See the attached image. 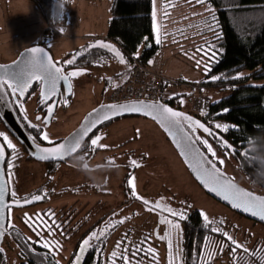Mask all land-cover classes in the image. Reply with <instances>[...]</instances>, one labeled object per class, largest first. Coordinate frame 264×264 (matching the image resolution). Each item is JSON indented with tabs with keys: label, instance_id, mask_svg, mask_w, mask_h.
Returning <instances> with one entry per match:
<instances>
[{
	"label": "rangeland",
	"instance_id": "rangeland-1",
	"mask_svg": "<svg viewBox=\"0 0 264 264\" xmlns=\"http://www.w3.org/2000/svg\"><path fill=\"white\" fill-rule=\"evenodd\" d=\"M37 3L39 2L36 0H9L7 4H0V64L11 63L23 50L30 47L32 41H38L40 36L44 37L42 43L39 42L40 46L50 51L53 61L58 65L68 53L73 52L76 58L82 55L90 48V44L106 51V54L91 66L83 67L87 71L71 78L72 92L59 97L48 122L36 119L37 116L45 115L42 111L35 112V101L37 95L40 97V92L36 94L34 91L24 102L25 114L42 130H46L52 141H56L70 134L87 112L100 104L111 103L113 90L130 81L131 62L113 41L106 38L111 17V0H55L48 17ZM208 7L209 5L203 2L197 3V0H155L156 23L161 42H155L159 50L154 58L150 59L153 63H148V60L145 64L147 70L160 76V80L170 79L175 82L173 85L163 84L159 87L160 91L166 93L163 94L166 98L174 96L173 93L177 94L176 98L170 99L171 105H178L181 111L197 116L207 114L210 104L230 91L228 85L212 84L211 75L207 76L208 72L203 68L204 64L209 63L211 56H202V53L197 51L204 48L203 44L209 36L206 31L210 27L213 29L210 32L213 35L216 33V26L211 21L215 10L212 8L213 12L210 14L205 11ZM152 35L155 41L153 30ZM97 40L115 45L124 55L126 63H121L111 49L96 45ZM197 61L200 62L199 67ZM242 73L247 74L244 71ZM124 79V82L112 89L114 84ZM200 82L207 84L200 85ZM249 82L263 85L264 78L252 79ZM150 84V79L146 80L144 85L141 82L135 83L133 88L138 99L129 98L124 101L140 100L139 93H143L142 88L147 90ZM185 84H191L190 87L193 88H186ZM65 99L67 104L63 103ZM200 99L207 106V109L201 110L203 112H199L197 108ZM204 121L213 127L218 123L213 115H206ZM158 128L154 123L139 116L117 118L107 130L101 129L98 144L107 145L106 151L115 153L122 150L118 143L131 140L125 146L122 145V148L126 150L125 153L131 155L134 150L135 158L142 164L131 177L139 196L152 202L163 197L162 204L177 210L183 209L185 214L193 210L200 213V210H203L209 218L206 223H212L214 228L227 231L244 248L264 245V225L238 215L208 196L188 173L170 142ZM137 129L140 130L139 136L136 134ZM201 138L207 139L216 153V156L212 157L202 144L206 155L214 162H217V159L224 161L223 164L217 162V165L226 176L237 184L264 195L263 187L250 182L241 173L230 152L222 151L206 136ZM42 143L48 142L42 140ZM46 164L32 158L15 161L12 192L16 195L13 199L22 201L37 187L43 186L47 200H41L30 207L9 208L7 215L8 226L9 222L11 225L17 224L18 219L23 221L25 213L32 217L40 215L45 208L54 209L58 213L57 216L64 219L65 229L71 230H68L60 246L53 244L51 249L47 248L53 255L55 264L71 262L74 245L81 233L101 218L102 222L96 223L97 226L92 231H97L99 236L98 230L104 229L105 234L99 239L93 238L91 244L102 251V264H111L113 259L115 264H124L120 257L125 254L132 260L141 256L146 264H169L170 252L172 264H183L182 218H173L167 211L160 209L149 210L150 206H146L137 197L130 202L122 193V171L107 172L102 171V168L90 172L76 170L67 164ZM104 173L109 175L107 186L91 187L90 183ZM125 204L127 206H122ZM151 207H154V203ZM161 216L165 218L164 222L161 221ZM125 217L127 219H124ZM120 220L123 222L115 223ZM167 220H179V228H176L174 223H167ZM108 225L113 226L106 227ZM1 248L6 254V264H18L21 261L10 237H3ZM113 251L117 252L116 258L112 257ZM226 257L228 255L224 253L222 260H227Z\"/></svg>",
	"mask_w": 264,
	"mask_h": 264
},
{
	"label": "trees",
	"instance_id": "trees-1",
	"mask_svg": "<svg viewBox=\"0 0 264 264\" xmlns=\"http://www.w3.org/2000/svg\"><path fill=\"white\" fill-rule=\"evenodd\" d=\"M36 1L39 2L38 7L48 17L55 0ZM203 3L214 8L216 22L219 25L218 28L215 27L214 35L209 30L206 31L209 36L203 45L224 49L222 53H217L215 61L210 64L211 68L207 76L215 74L221 77L212 81V84L228 85L230 91L229 94L212 102L208 113L202 118L213 115L218 123L237 126L230 128L227 132L210 126L213 133L222 136L232 145L231 149L224 148L222 141L217 140L215 136L208 134L209 138H207L222 151L230 152L238 169L250 182L264 188V84L255 85L249 82L252 79L264 78V0H203ZM109 12L111 17L106 38L113 41L126 54L129 61L130 58L135 57L146 64L148 60L154 58L159 48L152 35V0H111ZM144 37H148L147 44ZM136 51L140 52V56H133ZM105 54L106 51L100 47L88 48L75 59L72 67L91 66ZM73 55V52L68 53L62 61L71 59ZM237 71H244L247 74L236 79ZM35 89L37 87L32 91ZM172 98H176V95L170 96L169 100ZM170 102L171 100L167 101V103ZM224 108H228L229 111L223 112ZM191 136L206 154L202 145L203 138ZM206 156L211 159L210 156ZM49 210L54 213V216ZM57 214L54 209L45 208L40 215L25 217L23 221L16 220L17 224H12L14 227L8 226L9 216L7 215L4 236L11 238L21 260L18 264H55L52 260L53 255L48 249H51L53 244L60 246L67 232L71 230L65 229L64 219ZM186 217L182 219L181 224L183 264H264V245L245 248L248 251L237 249V252L233 254L226 237H223L221 232L213 231L215 229L213 224L206 223L198 211H190ZM28 218L37 223L43 221L49 226L54 224L55 227L51 232L44 227L38 229L42 237L40 239L26 223ZM101 219L96 223L102 222ZM96 223L81 233L74 245L71 262L68 264H72L74 253L79 252L80 242L97 226ZM29 237L31 240L28 239ZM38 239H40L39 243ZM44 241H47L51 247L47 249ZM224 253L228 255L225 261L222 260ZM128 261L129 264H146L141 256L135 257V260L128 258ZM101 262L102 251L95 245L88 248L81 259V264H102ZM0 264H6L4 250L0 251Z\"/></svg>",
	"mask_w": 264,
	"mask_h": 264
},
{
	"label": "snow or ice",
	"instance_id": "snow-or-ice-1",
	"mask_svg": "<svg viewBox=\"0 0 264 264\" xmlns=\"http://www.w3.org/2000/svg\"><path fill=\"white\" fill-rule=\"evenodd\" d=\"M203 0H197V3H202ZM206 12L212 13L213 9L211 5L207 9ZM152 30L155 33V42L159 44L160 41V33L159 28L156 23V10H155V0H153V9H152ZM212 24L215 25L217 28L219 25L216 22L215 15H211ZM212 31L213 29L210 27L208 29ZM63 31V29H61ZM144 41L147 44L148 37H144ZM96 45L103 46L105 48L111 49L115 52V55L120 59L121 63H126L124 55L120 52L119 49L115 47V45L108 44L105 41L97 40L95 41ZM88 47H93V45H89ZM207 49L206 51L204 49ZM197 51L202 53V56H211L212 59L209 60V63L203 65L204 71H210V64L215 61L217 53H222L224 51L223 48L215 49L214 46L205 45L204 48H199ZM79 55V53H77ZM133 56H140V52L136 51L133 53ZM76 56L74 55L72 59H67L62 61L59 65L52 61L50 57L45 56L44 49L40 47H31L26 48L23 52L19 54L16 60H13L11 64H0V98L6 95L17 96L15 101L16 104H20L19 97H24L26 92L33 86L34 82H41L42 91L40 93V103L45 105L48 115L44 117V120H48L53 113V107L55 104V99L52 98V93L57 89V86L60 81H64L66 84L67 92H72V83L71 78L79 76L81 73L87 71L85 68H74L72 67ZM148 63H153L152 60H149ZM62 65H68L71 68L70 71L65 72ZM200 66V62L197 61V67ZM129 67H131L129 65ZM245 74L237 71L235 73V78L239 79L243 77ZM221 77L216 75H211L210 79L212 81H216ZM235 87V85H233ZM173 95H177L173 93ZM183 102V101H181ZM64 104H67L68 101L65 99L63 101ZM223 112H228V108L222 109ZM125 113H143L146 116H152L156 119L161 126L165 127V130L169 133V135L174 136L173 129L177 127H183L184 122L188 121L191 124V131L194 132L195 128L203 129L205 133H208L210 136H215L217 140L222 141V146L226 149H231L232 145L222 136H219L217 133H213L212 128L207 127L204 123L200 120H194L191 116H188L186 113H182L176 111L175 109L169 107L166 103H161L159 101H143V100H134L128 101L125 103H113L108 105H100V109L93 108L91 112L85 116V121L87 123L82 124L80 130L73 136L71 139L65 137L61 142H54L50 139L49 134L46 130H42L38 124H32L31 121H28L31 128L37 130V134L42 138L43 141H47L49 147H41V144L35 143L36 136H33L29 133V138L35 144L36 151L33 152V155H38L41 159H60L64 156H67L69 151H75L76 149L81 147V141L85 136H88L90 132L103 121L110 120L112 117L120 116ZM24 119L27 120V116H24ZM37 120H40L41 117L37 116ZM237 127L235 125L230 124H221L216 123L215 128L218 130H223L224 132L229 131L230 128ZM137 136L140 134V130H136ZM0 137H3L4 141H6V145L0 143V160L5 159V148L12 150V155H16V145L12 142L8 136L0 132ZM101 139L99 135H96L91 138V145H96L100 148H106L107 145L98 144V141ZM199 139V138H198ZM202 144L206 146V150L208 153L211 154L212 157L216 156L215 150L213 149L212 145L209 143L207 139L202 140ZM179 146V145H178ZM182 155H187L186 153H182ZM219 164H223L224 161L217 159ZM217 162H213L211 159L201 158V161L198 163L197 166H194V171H196L197 177L202 182L205 188L210 189L211 192L216 193L217 195H222L224 200L231 201L232 206L237 209H242L244 212H252L253 215L259 216L261 219H264V196H257L255 193L248 192L245 189L239 188L235 183L232 182V179L227 177L226 174L222 172V170L217 167ZM7 167L8 169H12L13 164L11 160H7ZM131 163L136 165V161L132 160ZM128 183L131 185L130 194L134 197H137L146 206H150L149 210L155 211L160 209L162 211H167L173 218L179 217L182 219H186V214L183 209L177 210L172 208L169 205L162 204L163 197L160 200L155 202L147 200L143 196H139L135 190V183L134 179H130ZM13 197H15L16 193H12ZM3 197V189H0V199ZM42 199L41 196L34 195L32 196V200H40ZM29 201L27 198H24L23 203L28 204ZM13 204H20L21 201L17 199L12 200ZM154 207H151L153 205ZM51 213V210H49ZM39 215V214H38ZM54 216V213H51ZM115 215V214H114ZM200 215L203 217L205 222L208 221L207 214L200 210ZM25 216L28 217V214L25 213ZM124 219H127L126 217ZM161 221L164 222L165 218L161 216ZM123 221H116L115 223H122ZM169 224H173L176 228H179L180 223L179 220H167ZM26 223L29 224V227L35 232L37 237H40V229L41 227L47 228L49 232L53 231L55 225L49 226L48 224H44L43 221L37 223L36 221L31 220L28 218ZM113 225H108L106 227H112ZM9 227H14L9 222ZM99 231V236L97 231H92L89 233L87 237H85L79 244V253H74L75 259L72 261V264H80L81 257L84 252L93 247L91 241L93 238L99 239L100 236L105 234V230L101 229ZM213 231L221 232L223 237H226L227 241L230 242V246L232 249V253L235 254L237 249L241 251H248L243 247V245L239 244V242L233 238L227 231H222L220 228H215ZM4 235L3 231H0V236ZM167 235V233H166ZM31 240V237L28 238ZM42 239V237H40ZM40 239L37 242H40ZM163 239V237H161ZM44 246L46 248H50L51 245L48 244L47 241H44ZM119 247V244L117 245ZM172 244L171 240H169V249H171ZM0 251H3L0 249ZM150 251H155L154 249H150ZM221 251L223 249L221 248ZM117 252H112V257L116 258ZM121 260L124 261V264H129L127 255H123L120 257ZM58 264V262H57ZM111 264H115V259L111 262ZM169 264H172V256L171 252L169 253Z\"/></svg>",
	"mask_w": 264,
	"mask_h": 264
},
{
	"label": "flooded vegetation",
	"instance_id": "flooded-vegetation-1",
	"mask_svg": "<svg viewBox=\"0 0 264 264\" xmlns=\"http://www.w3.org/2000/svg\"><path fill=\"white\" fill-rule=\"evenodd\" d=\"M62 67L64 68L65 72L70 71L71 68H69L68 65H62ZM40 84L41 82H34L33 86L29 89L28 92H26L24 97H19L20 99V104H16L15 101L17 99V96H12V95H7L8 99H9V103L14 111V113L17 116V119L19 121V123L21 124V126L23 127V129L25 130V132L27 133V135L29 136V133H31L33 136H36V141L35 143H39L41 144V146H49L48 143H42V138L37 134V130L31 128V126L29 125L28 121H31L32 124H36L34 120H32L31 118H29L25 112H24V102L27 101L34 93V91L36 92V94H39L40 92ZM35 87H37V89H35L34 91H32ZM62 94H66L68 95L67 92V88H66V84L65 82H62V84L60 85L59 88V94H58V98L62 95ZM52 98H54V95H52ZM36 106H35V112H45V115L43 117H41V120L44 119V117L48 114L45 105L40 103V97L39 95H37L36 97ZM166 104H168L170 107L174 108V109H179L178 105H175V107H173V105H171V103H167L164 102ZM101 105V104H100ZM183 113H186L188 116H191L194 120H200L202 123H204L207 127H210L207 123H205L204 118H202L203 116H197L194 113H190L187 111H183ZM27 116V120L24 119V116ZM129 117V116H126ZM138 117V116H135ZM51 118V117H50ZM144 118V117H142ZM146 120H149L147 118H144ZM50 120V119H49ZM112 121H108L105 122L99 126H97L95 129L92 130V132H90L88 134V136H86L83 141L81 142V147L78 148L76 150V152L74 153V155L72 157H70L69 159H67L65 162L63 163H47L46 165L49 166H58V165H64L67 164V166L74 168V169H79V170H85V171H90V172H95V170L97 169H104L102 171H107V172H111V170H120L122 171V174L124 175L122 178V193L124 194V196H126V198L130 201L133 202L135 197L132 196L130 194V188L131 185L128 183V181L131 179L132 175L138 170L140 169V166L142 165L141 162H138L136 157V154L133 153L132 151V155L129 153H125L126 150L123 149L124 147L122 145L125 146L126 143H129L130 141H124V142H120L118 143V147L122 150H120L119 152H115V153H111L110 151H106V148H100L96 145H91V138L99 135L102 130H107L106 128H108L111 124ZM150 122L154 123L153 121L149 120ZM155 124V123H154ZM156 125V124H155ZM157 126V125H156ZM158 127V126H157ZM184 129L190 133L191 135H193L195 138H201V136H206L209 138L208 133L205 134V132L203 131V129L200 128H195L194 132L191 131V124L188 121L184 122ZM105 128V129H103ZM102 129V130H101ZM159 129V128H158ZM0 132L5 133L9 139L12 140V142L16 145V155H10L12 154V150L11 149H7L5 148V152H6V157L3 163V171H4V175L7 181V185H8V201H12L13 200V195H12V189H13V171L15 170V161L16 160H20L22 159H27L30 158L27 154L26 149L24 148V146L22 144H20L18 142V140L6 129V127L4 126V124L2 123V121L0 120ZM135 133V132H134ZM163 133V132H162ZM101 136V134L99 135ZM165 136V135H164ZM166 138V137H165ZM61 139L56 140L54 142H59ZM133 140V139H132ZM100 141V140H99ZM98 141V142H99ZM0 142L6 145V141H4L3 137H0ZM123 147V148H122ZM7 160H11L13 167L12 169H8L7 167ZM132 160L136 161V165H133L131 163ZM85 167V168H84ZM109 179V175L108 173H104V174H100L99 176L96 177V181H93L91 184L92 186H97L99 188H103L104 186H107V181ZM136 179V178H135ZM34 193V194H33ZM34 195H38L41 196L42 199L41 200H47V197L45 195V193L43 192V186L37 187L31 194H29V196H26L24 198L27 199H32V196ZM24 198L22 199V201L24 200ZM34 206V205H31ZM122 206H127L122 205ZM30 207V206H28ZM8 212V210H7ZM4 236V235H3Z\"/></svg>",
	"mask_w": 264,
	"mask_h": 264
},
{
	"label": "water",
	"instance_id": "water-1",
	"mask_svg": "<svg viewBox=\"0 0 264 264\" xmlns=\"http://www.w3.org/2000/svg\"><path fill=\"white\" fill-rule=\"evenodd\" d=\"M31 47L43 48L46 58L50 57L52 59V56H51L48 49H46L40 45H32L28 48H31ZM52 61H53V59H52ZM9 64H11V63H9ZM62 82H64V81H60L58 86H57V89L52 93V95H54L55 101H57L58 94H59V88H60V85L62 84ZM39 88H40V93H41V91H42V85L41 84H40ZM129 101H134V100H129ZM143 101H147V100H143ZM125 102H128V101H123V102H118V103H125ZM159 102H161V101H159ZM161 103H164V102H161ZM108 104H113V103H106V104H101V105H108ZM95 108L98 109V112H99L100 105H98ZM175 110L182 112L181 110H178V109H175ZM90 112H91V110L83 116V118L80 120V123L78 124V126L70 134H68L66 137L71 139L73 136H75V134L80 130L81 125L87 123V121H85L84 118ZM126 116H139V117H144V118H147V119L153 121L159 127V129L163 132V134L165 135L167 140L170 142L171 146L173 147L176 154L179 156L181 162L183 163V165L187 169L188 173L191 175V177L194 179V181L198 184V186L208 196H210L212 199L219 202L220 204L224 205L228 209L232 210L233 212L237 213L238 215H240V216H242L248 220H251L253 222L260 223V224L264 225V219H261L259 216L253 215L252 212H244L242 209H237V208L233 207L231 201L224 200L222 195H217L216 193L211 192L210 189L205 188L203 186L202 182L197 177L196 171H194V166L198 165V163L201 161L202 157L205 159H209V158L201 150V148L194 142L192 136L184 129V127L174 128L173 129L174 136L169 135V133L165 130V127L161 126V124L156 119H154L152 116H146L143 113H125V114L120 115V116L112 117L110 120L103 121L101 124L108 122V121H111V120H114V119H117V118L126 117ZM0 120L2 121V123L4 124L6 129L18 140V142L20 144H22L24 146V148L27 151L28 156L37 162L63 163L67 159L72 157L77 150L76 149L75 151H69L67 156H64L63 158H60V159L53 158V159H47L46 160V159H41L38 155H33L32 153L36 151L35 144L29 138V136L27 135V133L25 132V130L23 129V127L19 123L17 116L14 113V111H13V109L9 103V99H8L7 95L3 96V98H0ZM48 121H49V119L46 122H48ZM101 124H99V125H101ZM99 125H97V126H99ZM63 139L60 140L59 142L63 141ZM49 146H51V145H49ZM49 146H41V147H49ZM182 153H186L187 155H182ZM5 157H6V152H5ZM4 160H0V189H3V197H2V199H0V231H3L5 234L6 233L7 210L9 208L28 207V206L35 205V204L39 203L41 201V199L35 200V201H33L32 199H28L29 201H31L28 204H24L23 201H21L20 204H13L12 201L7 200V198H8V185H7V181H6V178L4 175V171H3ZM232 182L235 183L239 188L245 189L248 192L255 193V192L237 184L233 180H232ZM255 194L257 196H264L263 194H258V193H255ZM2 239H3V235L0 236V249H2L1 248Z\"/></svg>",
	"mask_w": 264,
	"mask_h": 264
},
{
	"label": "built area",
	"instance_id": "built-area-1",
	"mask_svg": "<svg viewBox=\"0 0 264 264\" xmlns=\"http://www.w3.org/2000/svg\"><path fill=\"white\" fill-rule=\"evenodd\" d=\"M130 61H131L130 81L128 80V82L125 85L117 87L113 90L114 96L112 97L111 103L118 102V101H124L129 98L138 99L135 97L133 87L135 83L137 82H141L144 85L146 83V80L148 79H150L151 84L147 90H144V88H142L143 93H139L140 100L165 102L167 99H169L163 95L166 93L162 92V90L160 91L159 87L160 86L162 87L163 84L173 85L175 83L174 81H171L170 79L160 80L159 79L160 76H158L157 74H153L149 70H147L148 69L147 65H145L144 63H142L140 60H138L135 57L130 58ZM185 85H187L186 88H193V87H190L191 84H185ZM162 97L164 100H162ZM197 105H198L197 108L199 112H203L201 110L207 109V106L204 104V101L202 99H200L197 102Z\"/></svg>",
	"mask_w": 264,
	"mask_h": 264
},
{
	"label": "crops",
	"instance_id": "crops-1",
	"mask_svg": "<svg viewBox=\"0 0 264 264\" xmlns=\"http://www.w3.org/2000/svg\"><path fill=\"white\" fill-rule=\"evenodd\" d=\"M8 1H9V0H0V4H1V3H3V4H7ZM31 3H33V1H31ZM44 31H45V29H44ZM42 39H44V37H43V36H40L39 39H37L38 41H32L29 45H30V46H32V45H37L39 42H42V41H43ZM49 52H50V51H49ZM124 81H125V79H124L123 81L119 82V83L114 84L113 87H112V89L115 88L117 85H119L120 83H122V82H124Z\"/></svg>",
	"mask_w": 264,
	"mask_h": 264
}]
</instances>
